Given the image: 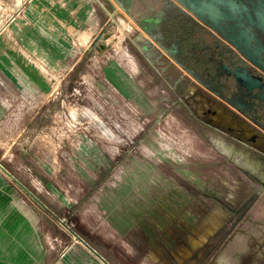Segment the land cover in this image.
<instances>
[{
    "label": "rangeland",
    "instance_id": "rangeland-1",
    "mask_svg": "<svg viewBox=\"0 0 264 264\" xmlns=\"http://www.w3.org/2000/svg\"><path fill=\"white\" fill-rule=\"evenodd\" d=\"M100 1L106 22L98 43L104 47H90V33L83 43L90 50L51 94L8 96L12 115L0 124V156L3 146L18 141L22 129L27 133L22 144L51 147L53 162H60L57 146L64 147L66 160L59 163L58 175L74 185L69 201L62 203L63 215L58 214V225L69 233L62 253L79 255L74 249L81 242L73 233L87 226L83 235L106 259L139 264L168 235L159 232L160 226L188 224L194 199L202 207L205 193L213 194L214 205L224 194L229 207H253L255 193L242 201L252 186L237 180L240 170L232 162L259 160L257 143L264 141L260 135H245L254 124L236 107L212 101L199 87L180 98L177 88L157 75V64L141 44L153 41L148 29L161 36L160 14L180 5L177 0ZM23 2L0 0V27L21 15ZM124 76L142 84L141 93H130ZM238 151L246 153L245 159L237 157ZM5 156L13 157L11 149ZM81 177L92 185L85 187ZM195 219L197 224L204 220Z\"/></svg>",
    "mask_w": 264,
    "mask_h": 264
},
{
    "label": "crops",
    "instance_id": "crops-1",
    "mask_svg": "<svg viewBox=\"0 0 264 264\" xmlns=\"http://www.w3.org/2000/svg\"><path fill=\"white\" fill-rule=\"evenodd\" d=\"M23 4L21 15L10 17L0 27V124H5L12 115L8 101L10 94L25 97L47 95L60 87L63 79L69 77L81 61L86 51L85 37L91 33L90 40H94L106 22L102 17L101 6L104 5L100 0H24ZM178 8L174 4L160 14L163 36H171L168 24L184 18ZM195 25L208 29L193 23V20L188 21L185 27L190 29ZM183 29H178V37L181 31L184 34ZM208 30L210 33L205 34V44L214 48L215 39L220 36L216 37V33ZM198 44L205 45L204 42ZM152 46L162 56L166 67L177 69L178 78L168 84L177 88L183 82L181 89L177 90L180 98L199 87L214 99L212 101L235 108L178 64L168 49L164 50L157 43ZM157 67V75L168 82L163 77V69ZM123 81L130 93H141L139 86L142 84L138 86L129 76H124ZM238 119L245 127L248 125L243 119ZM253 124L257 128L249 125L248 129L252 131L245 135H260L264 141V130ZM26 135L24 129L20 130L16 135L18 141L3 146L0 156L3 166L0 167V264H70V260L73 264H113L83 235L88 231L87 226L74 230L83 240L78 239L80 246L74 249L79 255L68 257L67 253H62L69 233L58 225V219L63 215L62 203L69 201L70 187L74 185L68 177H63V173L58 175L59 165L66 160V151L64 147L57 146L56 158L60 162H53L52 148L22 144L21 139ZM247 143H243L244 148L249 147ZM257 144L260 147H256L258 150L255 152L259 154V160L245 161V164L244 160L232 162L233 168L240 170L237 180L241 184L247 180L252 186L242 201L255 193L250 197H256L253 207L244 208L242 203L229 207V199L224 194L220 196L221 203L214 205L213 194L205 193L202 207H197L194 199L189 209L188 224L160 226L159 232L168 235H162L156 245L150 247L147 259L142 257L139 264H150L151 259L160 261L157 264H264V144ZM9 149L13 153L12 158L5 156ZM245 154L238 151L237 157L245 159ZM80 180L85 187L92 185L85 177ZM193 217L194 220L191 219ZM198 217L204 218L200 224L194 223Z\"/></svg>",
    "mask_w": 264,
    "mask_h": 264
},
{
    "label": "water",
    "instance_id": "water-1",
    "mask_svg": "<svg viewBox=\"0 0 264 264\" xmlns=\"http://www.w3.org/2000/svg\"><path fill=\"white\" fill-rule=\"evenodd\" d=\"M177 2L181 5H178L179 8L177 10L184 16V29L187 22L193 20V23H199L220 36L233 49L238 51L249 64L264 69V40L255 36L256 32L252 30L253 27H256L264 33V0H177ZM120 4L127 10L122 3ZM172 5L174 6V4ZM147 32L153 41L164 50H167L149 29ZM101 37L102 33L96 34L90 47H94ZM153 41L147 39L141 44V49L147 52L149 56L150 51L157 54L156 49L152 46ZM99 47L102 48L104 46ZM88 50L90 48L86 51ZM172 58L185 68L175 56H172ZM151 60L153 59L151 58ZM153 61L155 62V60ZM236 61L228 60V62L224 63V66L229 70V73L221 80L224 99L227 102L230 101L239 88H243L250 93L254 89L263 87L246 70H238L239 65L243 62ZM217 62V59H212V68L218 66ZM189 72L193 73V71ZM215 93L217 94V92ZM0 167L3 168L1 164ZM75 239L83 241L77 234H75ZM100 257L104 260L102 256Z\"/></svg>",
    "mask_w": 264,
    "mask_h": 264
},
{
    "label": "flooded vegetation",
    "instance_id": "flooded-vegetation-1",
    "mask_svg": "<svg viewBox=\"0 0 264 264\" xmlns=\"http://www.w3.org/2000/svg\"><path fill=\"white\" fill-rule=\"evenodd\" d=\"M183 19L180 17L172 24L167 25L168 32L171 33L170 37L161 34V36H156V38H158L161 44L185 66V69L193 71L191 74L199 82L210 90L217 92V95L219 94L218 96L223 100H225V97L222 91L221 80L229 73L224 63L228 62V60L232 62L234 60H237L236 62L242 61L243 63L239 65L238 70H246L253 76V79L257 80L258 84L263 85V87L261 89H254L253 92L250 93L243 88H239L231 97L229 103L234 105L243 115L254 121L255 124L264 130V69L249 64L238 51L233 49L226 41L217 35L216 37L219 38L215 39L214 48L209 44H205V34L210 33V31L208 29H203L199 25H195L190 29H183L184 34L181 31V36L178 37V29L180 27L184 28ZM252 30L256 32L255 36L264 40V33L261 29L253 27ZM167 38L169 40H167ZM199 42H204L205 45L200 46V44H198ZM150 58L155 60V63L163 69V77L167 81L173 82L178 78L179 73L177 69L174 66L166 67L159 53L155 54L150 51ZM213 58L218 61V66L215 68H212L211 64ZM182 84L183 82L177 86L178 91L181 89Z\"/></svg>",
    "mask_w": 264,
    "mask_h": 264
},
{
    "label": "built area",
    "instance_id": "built-area-1",
    "mask_svg": "<svg viewBox=\"0 0 264 264\" xmlns=\"http://www.w3.org/2000/svg\"><path fill=\"white\" fill-rule=\"evenodd\" d=\"M8 101H9V104H10V106L12 105V100H11V98H8Z\"/></svg>",
    "mask_w": 264,
    "mask_h": 264
},
{
    "label": "bare ground",
    "instance_id": "bare-ground-1",
    "mask_svg": "<svg viewBox=\"0 0 264 264\" xmlns=\"http://www.w3.org/2000/svg\"><path fill=\"white\" fill-rule=\"evenodd\" d=\"M100 46H103V45L100 44ZM252 136H253L254 138H256V136H254V134H252ZM253 137H252V139H253Z\"/></svg>",
    "mask_w": 264,
    "mask_h": 264
}]
</instances>
